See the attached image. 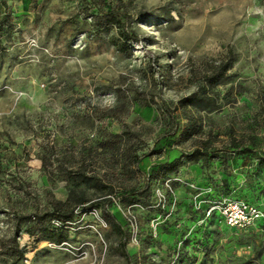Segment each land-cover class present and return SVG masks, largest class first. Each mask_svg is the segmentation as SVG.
Masks as SVG:
<instances>
[{
    "label": "rangeland",
    "instance_id": "obj_1",
    "mask_svg": "<svg viewBox=\"0 0 264 264\" xmlns=\"http://www.w3.org/2000/svg\"><path fill=\"white\" fill-rule=\"evenodd\" d=\"M224 199L264 215V0H0V264H264Z\"/></svg>",
    "mask_w": 264,
    "mask_h": 264
},
{
    "label": "built area",
    "instance_id": "obj_2",
    "mask_svg": "<svg viewBox=\"0 0 264 264\" xmlns=\"http://www.w3.org/2000/svg\"><path fill=\"white\" fill-rule=\"evenodd\" d=\"M218 209L225 225L231 229L253 228L264 217L259 206L249 201L224 199Z\"/></svg>",
    "mask_w": 264,
    "mask_h": 264
},
{
    "label": "trees",
    "instance_id": "obj_3",
    "mask_svg": "<svg viewBox=\"0 0 264 264\" xmlns=\"http://www.w3.org/2000/svg\"><path fill=\"white\" fill-rule=\"evenodd\" d=\"M110 15H112V16H117V17H119V16H121V17H123L124 18V24L127 26L128 25V23H129V21H130V16L129 15H127V14H125V13H119V12H114V11H112L111 13H109ZM126 36V38H127V40H137V37H135L134 35H132V36H130V35H128V34H126L125 35ZM227 70L228 69H225V71L224 72H227ZM64 223H68V222H72L73 220H74V217H73V215H64L63 217H62V219H61ZM115 231L117 232V234H119L120 236H121V238H122V240H121V243H120V247L123 249V251H124V256H127V253H126V251H125V241H124V239H125V233H124V231H122V229L120 228V227H118L117 225H115Z\"/></svg>",
    "mask_w": 264,
    "mask_h": 264
}]
</instances>
